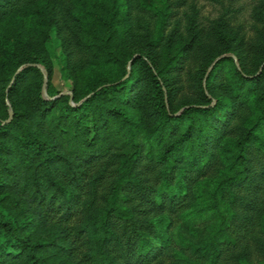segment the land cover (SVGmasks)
<instances>
[{
	"label": "trees",
	"instance_id": "obj_1",
	"mask_svg": "<svg viewBox=\"0 0 264 264\" xmlns=\"http://www.w3.org/2000/svg\"><path fill=\"white\" fill-rule=\"evenodd\" d=\"M185 1L0 0V264H264V63L133 50Z\"/></svg>",
	"mask_w": 264,
	"mask_h": 264
},
{
	"label": "rangeland",
	"instance_id": "obj_2",
	"mask_svg": "<svg viewBox=\"0 0 264 264\" xmlns=\"http://www.w3.org/2000/svg\"><path fill=\"white\" fill-rule=\"evenodd\" d=\"M177 17L179 22L171 37L167 36L169 29H166L163 41L154 46L152 43L147 44L148 40L135 36L133 50L141 52L146 49L158 66L169 57L182 58L187 54L184 60L185 65L193 66L188 72L190 75L202 74L200 72L202 67L195 64L194 58H198L201 60L199 62L205 65L208 64V59L213 60L216 56V59L234 56V66L242 62L247 72H253L256 68L260 69L263 65L264 0H186L179 6ZM27 30L32 37L38 35L39 29L36 28L35 23L32 27L28 26ZM45 37L43 47L50 70L48 73L47 69H42L44 74L42 91L45 99L55 97L47 94V82L52 87V94L72 96L73 79L55 29L47 30ZM213 62L214 60L205 69L206 71L210 70ZM1 81L2 89H6L11 86L12 77ZM5 101L7 103V100ZM7 104L9 106V103ZM7 111L6 121L12 117L13 113L10 106Z\"/></svg>",
	"mask_w": 264,
	"mask_h": 264
}]
</instances>
